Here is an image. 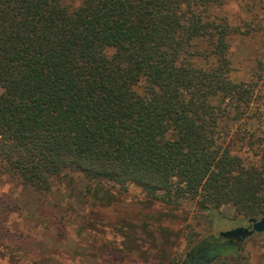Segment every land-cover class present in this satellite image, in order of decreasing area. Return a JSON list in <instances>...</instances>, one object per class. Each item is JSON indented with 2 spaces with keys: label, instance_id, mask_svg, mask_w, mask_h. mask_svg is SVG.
Instances as JSON below:
<instances>
[{
  "label": "trees",
  "instance_id": "obj_1",
  "mask_svg": "<svg viewBox=\"0 0 264 264\" xmlns=\"http://www.w3.org/2000/svg\"><path fill=\"white\" fill-rule=\"evenodd\" d=\"M225 1L0 0V168L36 192L75 176L259 218L264 166L229 137L252 147L254 88L230 77ZM233 249L210 264H245Z\"/></svg>",
  "mask_w": 264,
  "mask_h": 264
},
{
  "label": "rangeland",
  "instance_id": "obj_2",
  "mask_svg": "<svg viewBox=\"0 0 264 264\" xmlns=\"http://www.w3.org/2000/svg\"><path fill=\"white\" fill-rule=\"evenodd\" d=\"M222 10L240 28L229 39L230 77L254 88L244 119L252 147H243L241 123L229 137L245 160L264 166V0H226ZM85 184L74 176L36 192L0 168V264H181L200 241L249 223L231 205L206 213L189 198L167 204L133 185L86 192ZM239 252L245 264H264V232Z\"/></svg>",
  "mask_w": 264,
  "mask_h": 264
},
{
  "label": "water",
  "instance_id": "obj_3",
  "mask_svg": "<svg viewBox=\"0 0 264 264\" xmlns=\"http://www.w3.org/2000/svg\"><path fill=\"white\" fill-rule=\"evenodd\" d=\"M249 221L252 222V225L249 227H236L230 230L221 231L218 237H209L208 240L211 243H223L231 244L236 246L238 249L241 248V245L247 237L253 235L254 233L264 232V214L259 218H249ZM194 248V247H193ZM215 259V256H209L205 261L207 263L212 262Z\"/></svg>",
  "mask_w": 264,
  "mask_h": 264
},
{
  "label": "flooded vegetation",
  "instance_id": "obj_4",
  "mask_svg": "<svg viewBox=\"0 0 264 264\" xmlns=\"http://www.w3.org/2000/svg\"><path fill=\"white\" fill-rule=\"evenodd\" d=\"M248 222L249 223L247 226H242V227H249L252 225V222L249 221V219ZM218 235L215 237L217 238ZM224 246L225 244L223 243H211L209 241L202 240L198 244L193 246L194 248H192L190 252L187 253L186 257L184 258L181 264H210L207 263L205 260L209 256L219 255L218 251L221 250Z\"/></svg>",
  "mask_w": 264,
  "mask_h": 264
}]
</instances>
